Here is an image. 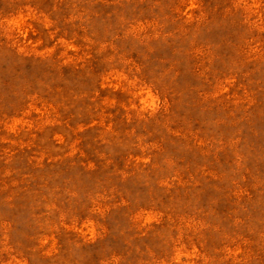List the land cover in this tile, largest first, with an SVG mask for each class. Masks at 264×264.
<instances>
[{
  "label": "rangeland",
  "instance_id": "374dc122",
  "mask_svg": "<svg viewBox=\"0 0 264 264\" xmlns=\"http://www.w3.org/2000/svg\"><path fill=\"white\" fill-rule=\"evenodd\" d=\"M0 264H264V0H0Z\"/></svg>",
  "mask_w": 264,
  "mask_h": 264
}]
</instances>
